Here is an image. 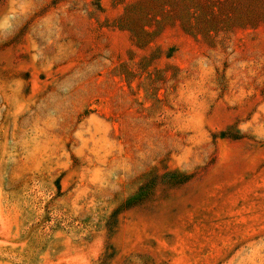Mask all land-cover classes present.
Here are the masks:
<instances>
[{"label": "rangeland", "instance_id": "374dc122", "mask_svg": "<svg viewBox=\"0 0 264 264\" xmlns=\"http://www.w3.org/2000/svg\"><path fill=\"white\" fill-rule=\"evenodd\" d=\"M264 264V0H0V264Z\"/></svg>", "mask_w": 264, "mask_h": 264}, {"label": "trees", "instance_id": "16d2710c", "mask_svg": "<svg viewBox=\"0 0 264 264\" xmlns=\"http://www.w3.org/2000/svg\"><path fill=\"white\" fill-rule=\"evenodd\" d=\"M100 264H105V263H100Z\"/></svg>", "mask_w": 264, "mask_h": 264}]
</instances>
